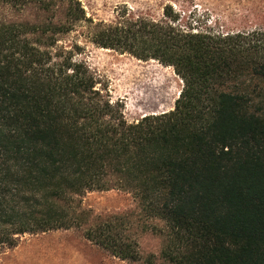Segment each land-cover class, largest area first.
Returning <instances> with one entry per match:
<instances>
[{
  "label": "trees",
  "instance_id": "trees-1",
  "mask_svg": "<svg viewBox=\"0 0 264 264\" xmlns=\"http://www.w3.org/2000/svg\"><path fill=\"white\" fill-rule=\"evenodd\" d=\"M39 2L55 17L34 25L9 17L31 0H0V247L79 227L76 196L119 190L165 237L166 263L264 264V27L192 31L166 7L157 23L100 30L97 46L156 60L183 82L172 111L129 123L59 44L88 21L80 3ZM124 223L85 238L138 263Z\"/></svg>",
  "mask_w": 264,
  "mask_h": 264
},
{
  "label": "rangeland",
  "instance_id": "rangeland-1",
  "mask_svg": "<svg viewBox=\"0 0 264 264\" xmlns=\"http://www.w3.org/2000/svg\"><path fill=\"white\" fill-rule=\"evenodd\" d=\"M63 4L61 0H46ZM88 21L80 22L72 32L60 36L59 44L75 52L95 76L102 94L118 104L125 119L135 123L147 115H159L174 109L183 88L172 67L156 60L143 61L129 53L104 49L94 36L110 26L139 25L164 20L171 7L181 24L192 31L234 32L264 27V0H75ZM23 12L14 9L12 21L42 25L55 17L46 12L39 0ZM57 11H60L57 8ZM71 206L79 213L78 227L45 233L25 234L15 247H0V264H168L161 257L165 237L151 226L136 209L132 196L119 190L93 191L75 197ZM128 216V217H127ZM127 217V218H126ZM124 220L121 233L139 244L141 260L123 261L85 238V229L94 225ZM120 230V229H119Z\"/></svg>",
  "mask_w": 264,
  "mask_h": 264
}]
</instances>
